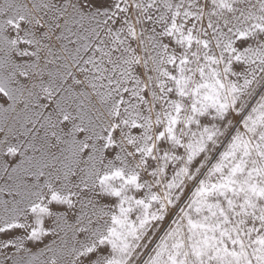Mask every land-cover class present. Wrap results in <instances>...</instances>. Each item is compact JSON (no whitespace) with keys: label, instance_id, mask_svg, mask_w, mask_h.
<instances>
[{"label":"snow or ice","instance_id":"obj_1","mask_svg":"<svg viewBox=\"0 0 264 264\" xmlns=\"http://www.w3.org/2000/svg\"><path fill=\"white\" fill-rule=\"evenodd\" d=\"M0 264H264V0H0Z\"/></svg>","mask_w":264,"mask_h":264}]
</instances>
